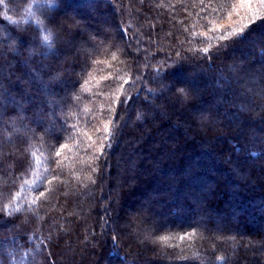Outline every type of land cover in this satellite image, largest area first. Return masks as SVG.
Listing matches in <instances>:
<instances>
[{
    "label": "trees",
    "instance_id": "trees-1",
    "mask_svg": "<svg viewBox=\"0 0 264 264\" xmlns=\"http://www.w3.org/2000/svg\"><path fill=\"white\" fill-rule=\"evenodd\" d=\"M0 264H264V0H0Z\"/></svg>",
    "mask_w": 264,
    "mask_h": 264
},
{
    "label": "snow or ice",
    "instance_id": "snow-or-ice-1",
    "mask_svg": "<svg viewBox=\"0 0 264 264\" xmlns=\"http://www.w3.org/2000/svg\"><path fill=\"white\" fill-rule=\"evenodd\" d=\"M45 39H47V37H45ZM205 51H206V49H205ZM62 147H63V146H62ZM56 155H57V156H59V155H60V153H59V152H57V153H56ZM43 195H44V193H41V196H43Z\"/></svg>",
    "mask_w": 264,
    "mask_h": 264
}]
</instances>
